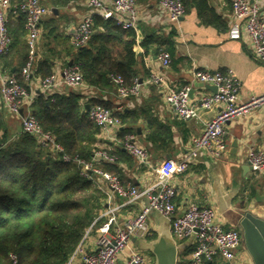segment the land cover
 Segmentation results:
<instances>
[{"label": "crops", "instance_id": "0c3cea01", "mask_svg": "<svg viewBox=\"0 0 264 264\" xmlns=\"http://www.w3.org/2000/svg\"><path fill=\"white\" fill-rule=\"evenodd\" d=\"M20 2L21 0H13L8 12L9 24L13 27H19L23 23L18 12ZM207 4L210 11L193 4L186 9L179 22L171 23L166 13L160 10L158 0L139 3L140 31L138 45L135 46L140 56L138 69L143 83L139 96L124 99L117 91H101L89 85L81 89L62 86L53 93H47L41 89V78L32 77L25 80V85L35 97L40 92L45 96L75 92L80 96L84 111H89L91 101L97 98L96 103L99 99L109 101L110 109L115 113H129L136 128V142L148 152V164H142L135 157L132 165L118 160L119 167L115 172L124 184L132 182L143 189L156 179V168L165 160L179 161L187 156L192 137L200 135L206 122L220 109L218 106L212 110H202L199 118L180 120L166 104L162 89L147 82L151 72L162 73L173 83L191 86L194 100L202 94L213 92L210 88L201 86L202 83L194 76L196 69H232L241 82V100H247L253 94L264 93V63L254 56L248 42L231 37V27L235 20L230 0H207ZM46 5L50 8V13L44 18L42 29L46 32L57 26L61 37L57 40L54 36L42 38L37 59L45 57L49 47L55 48L60 54L54 60L52 73H59L66 66L65 63L70 64L71 61L63 50L65 42L67 46L73 44L77 25L89 15V8L87 0H59L58 6L53 3ZM214 18L220 20L219 24L210 21ZM152 33L168 38L173 36L177 62L163 67L157 54H144L140 43ZM23 40L27 44V31ZM0 111L4 114L10 131L15 134L21 132V119L7 110L1 96ZM161 126L167 131L160 132L153 143L148 136ZM225 141L227 150L222 156L215 157L204 150L186 172L176 175L171 181L177 190L175 203L179 211L191 203L209 205L215 209L218 221L225 227L240 229L238 219L247 210L264 219V173L254 172L246 162L250 149L264 151V109L231 121L227 125ZM234 143L237 144L236 147L233 146ZM120 145V142L101 131L97 135V148H110L116 152ZM144 202L141 200L124 205V199L117 196L110 206L119 207L116 216L122 222L135 216ZM107 207L105 204L101 212ZM149 223L150 234L133 237V246L151 264H188L194 248L193 239L174 236L171 222L157 212L149 216ZM97 235L94 231L88 237L84 243L85 251L95 249ZM80 258L78 255L77 259ZM117 264H126L123 254L118 257ZM210 264L230 263L217 257ZM231 264H251L244 247L240 248L238 259Z\"/></svg>", "mask_w": 264, "mask_h": 264}, {"label": "built area", "instance_id": "2783aa9c", "mask_svg": "<svg viewBox=\"0 0 264 264\" xmlns=\"http://www.w3.org/2000/svg\"><path fill=\"white\" fill-rule=\"evenodd\" d=\"M12 1L0 0V55L7 54L12 44L8 20ZM230 4L235 20L231 27V37L248 42L254 56L264 63V0H230ZM87 6L89 15L78 23L73 40L76 48L88 43L96 15L113 19L121 28L134 29L137 35L139 34L140 12L136 0H87ZM158 6L166 13L171 23L179 22L186 12L181 0H158ZM19 9L26 19L28 46V58L21 75L24 80H29L43 32L42 22L50 13V8L42 0H21ZM157 59L163 67H169L172 63V56L167 51H161ZM194 76L203 84L216 86L217 90L202 94L194 100L191 96V86L173 83L162 73L151 72L147 80L149 84L162 89L166 104L180 120L199 118L202 110L208 111L218 106L220 109L206 122L203 132L192 137L187 156L179 161L165 160L156 168V179L140 189L132 182L124 184L116 173L101 166V161L117 162L118 156L110 148H97L92 160H85L78 154H69L55 134L45 130L32 112L31 106L35 96L28 87L16 74L0 68L1 99L7 110L21 119L22 131L32 135L41 147L61 154L63 160L80 165L82 174L91 177L93 174L106 194L107 209L101 212L86 230L81 244L67 264H117L118 257L122 254L126 264H151L146 256L133 246L132 239L150 234L149 216L154 212L171 222L174 236L193 239L194 248L188 264H205L206 261H213L217 257L231 264L238 259L242 242L240 230L235 227L227 228L220 223L215 209L209 205L191 203L179 211L175 203L177 190L171 180L186 172L204 150L211 152L215 157L222 156L227 150V125L237 118L264 109V93L253 94L247 100H241V82L232 69H196ZM111 79L117 87V93L124 99L139 96L142 92L143 83L139 79L133 84H127L121 75L112 76ZM40 83L41 89L47 93H53L62 86L73 89L88 86L80 66L74 62L65 66L59 73L53 72L40 79ZM89 112L90 118L98 125L101 133L120 142L123 148L142 164H148V152L136 142L135 134L129 133L119 138L118 132L123 126L122 119L115 115L112 109L94 104ZM246 162L254 172L264 173V151L250 149ZM117 196L124 199V205L141 200L145 202L135 216L120 222L116 216L119 207L110 206ZM101 218L107 220L97 225ZM94 231L98 234L95 249L85 251L84 243ZM78 255L81 256L79 260ZM11 259L14 263L18 262L15 254L11 255Z\"/></svg>", "mask_w": 264, "mask_h": 264}, {"label": "trees", "instance_id": "16d2710c", "mask_svg": "<svg viewBox=\"0 0 264 264\" xmlns=\"http://www.w3.org/2000/svg\"><path fill=\"white\" fill-rule=\"evenodd\" d=\"M42 1L59 5V0ZM136 1L145 4L150 0ZM181 1L186 9L194 4L210 11L207 0ZM18 12L23 23L19 27L9 24L12 44L7 54L0 55V68L16 74L26 84L21 75L28 58V46L23 40L27 31L26 19L20 9ZM210 21L220 22L217 18ZM51 36L56 40L61 37L57 26L43 31L41 39ZM137 45L138 35L134 29L125 30L113 19L96 15L88 43L76 48L65 42L63 50L80 66L89 86L116 92L112 76L121 75L127 84L140 80ZM140 46L144 54L158 55L167 51L172 56V63L177 62L173 36L168 38L152 33L145 36ZM58 54L60 52L55 48L49 47L45 57L36 58L31 77L43 79L52 74ZM65 64L68 66L69 62ZM95 101L97 98L91 101V106L111 107L109 101ZM83 108L80 96L75 92L53 96L40 92L31 106L42 127L55 134L69 154L92 160L100 129L90 118V112ZM114 114L122 119L119 138L136 133L129 113ZM162 127L152 132L148 139L155 143L154 138L167 131ZM115 153L119 161L132 165L133 156L122 145ZM118 160L115 163L101 161L100 164L105 170L116 173ZM105 204L106 194L93 174L92 177L82 174L80 165L65 161L61 154L41 147L32 135L22 130L16 134L11 132L0 111V264H67ZM105 220L99 219L97 225ZM12 254L17 256V263L11 259Z\"/></svg>", "mask_w": 264, "mask_h": 264}, {"label": "water", "instance_id": "95a60500", "mask_svg": "<svg viewBox=\"0 0 264 264\" xmlns=\"http://www.w3.org/2000/svg\"><path fill=\"white\" fill-rule=\"evenodd\" d=\"M73 60L70 61V65ZM210 88L213 92L217 90L216 86L201 84ZM191 96L192 90H191ZM236 143L233 144L236 147ZM251 168V166L249 165ZM238 225L242 236L241 247H244L250 257L251 264H264V219L247 210L241 214L238 219ZM208 260L205 264H210Z\"/></svg>", "mask_w": 264, "mask_h": 264}]
</instances>
